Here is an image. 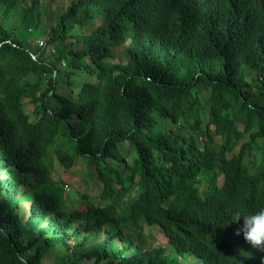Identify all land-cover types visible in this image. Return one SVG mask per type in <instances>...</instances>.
<instances>
[{
    "label": "trees",
    "instance_id": "1",
    "mask_svg": "<svg viewBox=\"0 0 264 264\" xmlns=\"http://www.w3.org/2000/svg\"><path fill=\"white\" fill-rule=\"evenodd\" d=\"M46 4L0 0V264H264L229 223L264 207V0H70L51 32ZM71 148L102 189L67 212L48 186ZM141 222L168 246L125 235Z\"/></svg>",
    "mask_w": 264,
    "mask_h": 264
},
{
    "label": "rangeland",
    "instance_id": "2",
    "mask_svg": "<svg viewBox=\"0 0 264 264\" xmlns=\"http://www.w3.org/2000/svg\"><path fill=\"white\" fill-rule=\"evenodd\" d=\"M70 0H46L47 4L45 5L44 14H43V27H45L46 32L50 31L51 27H54L57 23V19L53 15V11L57 8H65ZM21 9V8H20ZM20 24H22V28H20ZM8 25L10 26H17L19 27V34H22L24 36H27V38L33 39L32 44L36 46H42L41 40L44 41L45 36H39L42 35L41 28L33 27L31 31L27 30V24L21 23L19 19V15L14 14L12 15L10 21L8 22ZM71 26V22L69 23ZM86 29H90V25L86 27ZM83 28L80 25H77V27L72 28V32L81 33ZM39 36V37H38ZM48 52L53 51L52 46H49L47 49ZM118 58L117 60L123 61L125 57V52L122 47H120L117 51ZM79 86V85H78ZM78 88L77 86L75 87ZM200 95L205 98H208L209 91L200 87L199 88ZM32 109L30 106L26 105V112L31 113ZM182 132L184 135H191L192 131L184 128L182 129ZM198 142L200 143V146L202 145V141L200 138L197 137ZM258 143H256L255 149L253 152L256 155H260L257 149ZM127 146V144H124V148ZM69 154L71 156H75V163L72 167L69 169H66L56 158L55 155H53V158L55 160L53 164V182L48 186L49 190L55 194L56 197L59 198L62 208L66 210L67 212H70L74 210L76 207L80 205L82 202V196L83 194H87L90 196L91 200L93 202H98L100 199V192L102 189V183L97 178L96 174H93L92 177L88 176V174H85L87 172L86 168V162L82 158V156L78 155L76 153V148H71L69 150ZM124 155V153H122ZM121 156V154H119ZM131 156L126 159V161H131ZM116 164V163H114ZM89 171V170H88ZM126 175H130V171H126ZM108 176L111 178L112 175L108 174ZM113 179V177H112ZM221 180H219L220 183ZM114 186L117 188L116 183ZM47 188V189H48ZM30 202L24 201L21 203L20 213L23 215V217L26 218L28 215V205ZM124 233L125 235L133 240L134 243H142L146 248L155 247V246H168V238L159 232L158 229L154 227L147 226L145 224L137 223V225L134 226H125L124 227ZM172 251V250H171ZM55 260L54 256L47 257L44 260V263H52ZM199 261V259H198ZM192 264V263H188Z\"/></svg>",
    "mask_w": 264,
    "mask_h": 264
},
{
    "label": "clouds",
    "instance_id": "3",
    "mask_svg": "<svg viewBox=\"0 0 264 264\" xmlns=\"http://www.w3.org/2000/svg\"><path fill=\"white\" fill-rule=\"evenodd\" d=\"M229 223L240 224L235 234L237 236L243 234L247 243L264 252V207L248 212L236 208L232 212Z\"/></svg>",
    "mask_w": 264,
    "mask_h": 264
},
{
    "label": "built area",
    "instance_id": "4",
    "mask_svg": "<svg viewBox=\"0 0 264 264\" xmlns=\"http://www.w3.org/2000/svg\"><path fill=\"white\" fill-rule=\"evenodd\" d=\"M41 44H43L42 41H41Z\"/></svg>",
    "mask_w": 264,
    "mask_h": 264
}]
</instances>
